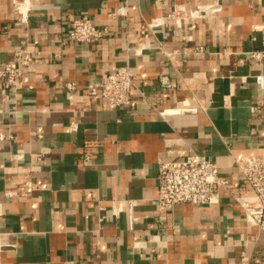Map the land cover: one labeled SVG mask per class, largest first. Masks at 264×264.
I'll return each instance as SVG.
<instances>
[{
	"label": "crops",
	"instance_id": "1",
	"mask_svg": "<svg viewBox=\"0 0 264 264\" xmlns=\"http://www.w3.org/2000/svg\"><path fill=\"white\" fill-rule=\"evenodd\" d=\"M28 4L21 24L0 0V68L23 44L40 52L29 83L5 101L0 92V127L13 135L0 143V264H262L264 233L233 197L251 194L235 159L264 156V59H251L264 53V0ZM124 4L127 16L114 18ZM205 4L219 10L179 28L165 17ZM78 16L108 33L69 41ZM154 19L164 24L149 27ZM125 64L146 98L132 91L129 106L110 108L87 95ZM189 148L228 190L212 206L160 210L158 164Z\"/></svg>",
	"mask_w": 264,
	"mask_h": 264
},
{
	"label": "built area",
	"instance_id": "2",
	"mask_svg": "<svg viewBox=\"0 0 264 264\" xmlns=\"http://www.w3.org/2000/svg\"><path fill=\"white\" fill-rule=\"evenodd\" d=\"M11 2L12 15L21 24H26L30 10L29 0H11ZM209 5L211 4L199 5L193 9H188L185 5L174 6L165 17L171 20L173 26L179 28L187 25L190 19L197 18L201 13L219 10L214 5L211 9L203 8ZM112 16L126 17V4L117 8ZM163 24L161 19H154L149 27ZM107 33V28L96 27L88 16H78L70 23L68 40L73 43H97ZM201 50L202 48H199V51ZM37 55H40V52L32 50L28 45L23 44L14 49L15 60L0 68L2 100H7L10 92H16L29 83V72ZM251 59L261 63L264 53L252 52ZM134 75V69L128 64L113 72L103 73L99 82L87 89V95L99 97L102 104L110 108L129 106L132 91L146 98V94L136 85ZM73 87V84L67 85L70 90ZM195 111V108L182 106L175 112L180 114ZM12 139L13 135L0 127V143ZM234 162L240 179L250 188L251 194L233 198L242 209L246 223L264 233V156L239 157ZM228 187L229 182L219 176L217 166L189 148L182 160L159 162L154 202L160 210H168L178 204L212 206L219 202L220 192L228 190ZM126 203L128 206H133L135 202L129 200ZM132 220L130 217L131 223Z\"/></svg>",
	"mask_w": 264,
	"mask_h": 264
},
{
	"label": "bare ground",
	"instance_id": "3",
	"mask_svg": "<svg viewBox=\"0 0 264 264\" xmlns=\"http://www.w3.org/2000/svg\"><path fill=\"white\" fill-rule=\"evenodd\" d=\"M212 7H213V5L211 4V5L206 6V7H203V8H205V9H211Z\"/></svg>",
	"mask_w": 264,
	"mask_h": 264
}]
</instances>
